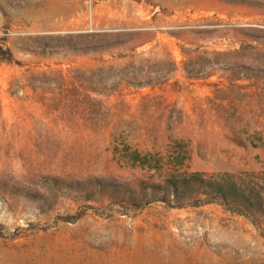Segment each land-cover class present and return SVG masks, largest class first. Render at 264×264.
<instances>
[{
	"label": "rangeland",
	"instance_id": "374dc122",
	"mask_svg": "<svg viewBox=\"0 0 264 264\" xmlns=\"http://www.w3.org/2000/svg\"><path fill=\"white\" fill-rule=\"evenodd\" d=\"M184 173L264 179V0H0V264H264Z\"/></svg>",
	"mask_w": 264,
	"mask_h": 264
},
{
	"label": "trees",
	"instance_id": "16d2710c",
	"mask_svg": "<svg viewBox=\"0 0 264 264\" xmlns=\"http://www.w3.org/2000/svg\"><path fill=\"white\" fill-rule=\"evenodd\" d=\"M132 156L135 161H141L139 152L135 151ZM156 188L157 191L153 193L145 190L142 192L145 204L161 201L171 207L180 208L187 206L191 199L203 200L201 204L219 201L238 214L264 216V179L260 183L237 182L228 174L204 179L201 174L184 173L164 179L163 184L157 185ZM106 189L117 195L121 193V188Z\"/></svg>",
	"mask_w": 264,
	"mask_h": 264
}]
</instances>
